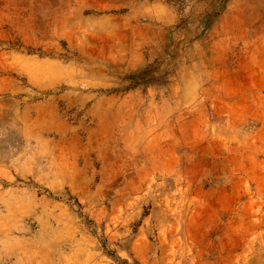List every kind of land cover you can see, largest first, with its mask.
Here are the masks:
<instances>
[{
  "label": "rangeland",
  "instance_id": "rangeland-1",
  "mask_svg": "<svg viewBox=\"0 0 264 264\" xmlns=\"http://www.w3.org/2000/svg\"><path fill=\"white\" fill-rule=\"evenodd\" d=\"M106 1L0 0V264H264L227 0ZM150 1L178 22L131 44Z\"/></svg>",
  "mask_w": 264,
  "mask_h": 264
},
{
  "label": "crops",
  "instance_id": "crops-1",
  "mask_svg": "<svg viewBox=\"0 0 264 264\" xmlns=\"http://www.w3.org/2000/svg\"><path fill=\"white\" fill-rule=\"evenodd\" d=\"M92 2L93 0H84ZM118 0L106 1L105 4L114 5ZM126 6L122 4L121 7ZM120 6L115 5L118 9ZM245 16V17H244ZM248 16V17H247ZM253 17L256 22L252 23L249 18ZM127 24L122 28L128 29L131 34L129 43L144 44L149 42L146 40L149 36H138L134 34L136 29L148 30L151 22H158L164 26H171L178 22L176 12L168 5L162 2H148L140 7L134 6L123 12V16ZM232 21L234 26L230 28L224 26V22ZM156 25V24H154ZM221 26L223 29V40L226 44L240 45L241 48L249 46L242 50L238 58L246 62L243 68L234 70L240 78H244L239 86L232 87L229 90L222 88L218 91V95L214 98V104L222 106L228 110L232 123L235 118L232 113L239 108L248 110L254 109L258 118L255 120L254 132L258 133V161L255 168V176L258 179L254 186L258 195V236L263 237L264 227V0H227L223 12L212 25L211 29ZM242 30L247 33L246 38L237 36V32ZM127 31V32H128ZM221 38V39H222ZM145 39V40H143ZM139 60V58H138ZM140 61V60H139ZM138 61V62H139ZM214 86V85H213ZM216 86V85H215ZM254 182V181H253ZM252 183V182H251Z\"/></svg>",
  "mask_w": 264,
  "mask_h": 264
}]
</instances>
